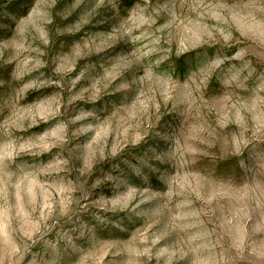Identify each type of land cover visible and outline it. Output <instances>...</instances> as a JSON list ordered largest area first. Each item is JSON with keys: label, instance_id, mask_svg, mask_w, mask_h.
<instances>
[{"label": "clouds", "instance_id": "1", "mask_svg": "<svg viewBox=\"0 0 264 264\" xmlns=\"http://www.w3.org/2000/svg\"><path fill=\"white\" fill-rule=\"evenodd\" d=\"M0 264H264V0H0Z\"/></svg>", "mask_w": 264, "mask_h": 264}]
</instances>
